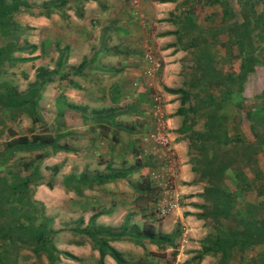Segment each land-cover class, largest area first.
<instances>
[{
    "label": "rangeland",
    "instance_id": "obj_1",
    "mask_svg": "<svg viewBox=\"0 0 264 264\" xmlns=\"http://www.w3.org/2000/svg\"><path fill=\"white\" fill-rule=\"evenodd\" d=\"M31 1L33 5L31 9L21 8L11 14L15 28L13 29L14 31L10 32L9 39L11 41L15 40V44L23 48L10 53L14 57L13 60H5L0 64V79L8 81L19 91H26L36 86L39 91L37 108L45 124L39 122L32 124L26 114L20 113L16 116H10L3 108H0V149L3 141L7 138V128L17 134L27 135H30V131L38 133L44 131L47 127L49 130H52V127L56 125L65 131V135L58 140V143L69 145L72 147L71 150H58L37 158L36 162L40 178L30 185V195L43 218L47 219L48 227L52 230V244L56 249L57 255L55 264H97V250L92 247L89 239L78 231V229L85 225L84 218H86L88 213L90 211L99 213L102 210L107 211L111 209L118 202V192L127 190L128 193H131L130 198L132 202H137L135 204V211L137 212L133 214L132 212L126 213L127 215L132 214L128 218L134 224L136 223L134 229L129 227L131 231L133 230V234L136 229L142 231L144 228H147L143 225L150 226L153 231H159L163 219L171 214L172 206L175 204L174 198L176 199V194L173 192V188H175L176 183L175 176L171 171L172 169H176V167H173L171 164L167 170H161L158 165H149V171L144 172L145 175L148 174L151 177L150 179L156 189L154 201H143V199L137 201L133 199L135 194L132 184L144 176V173H141L138 168L134 172H131L132 175H127L125 178H116L113 181L104 182L99 186L84 188L79 195L60 185L61 176L67 173L79 174L84 169L90 172L104 171L106 167L104 165L111 158L112 168L121 169L126 167V164L124 165L116 157V151L121 150V148H115V153L112 155V152L108 151L106 147V140L96 135L97 132L93 129L96 119L93 118L91 121V118L96 113L95 111L106 108L109 105V92L115 80H120V78L126 76L121 82L123 85H120L122 87L121 93L126 96L123 95L124 99L120 101L121 103H129L132 101V98L128 97V95L135 93L136 81H142L143 77H139L138 75L128 77V70L131 72V69H126V64L123 65L125 68L121 69L122 71L115 72L118 69V63L116 62L118 55L114 57L101 55L103 62L101 59L100 62L112 67L114 72L112 70L111 72L91 70L84 73V69L79 74L70 75L65 79H59L58 73H51V81H46L41 87H38L36 85L39 79L37 77L38 69L43 68L47 71L56 69L59 50L62 49L66 53L64 65L77 66L79 63L84 64L91 48L96 46L97 38L100 36L102 30H104L102 27L108 25L105 27V30H108L109 27L112 29V23H114L112 19L116 18L114 21H119L121 17L120 13L114 11V7L118 5L117 0H96L98 5L95 4L94 0H76L71 1V3L68 1L66 5L60 6V10L64 13L63 17L59 12H51L48 16L40 15L37 13L40 9L34 5H38L46 0ZM235 1L234 3L239 9L240 5L237 2L242 3L241 12L233 16V21L222 25L220 28L221 32L228 34L226 38L227 42L224 45H229L231 48L230 51L224 53V58H226V61H230L231 64L227 65V67L216 68L218 74L214 73V69L211 67L212 64H209L212 63V58H209L211 56H208L209 50H204L203 56L205 57L201 58L203 62L199 63L200 69L197 72L200 73L199 75L203 77V81L206 84H203L204 90L209 88L208 93L211 98L209 103L205 101L204 104L200 105L203 116H196L195 123L200 126L202 131L205 130L202 124L208 120L207 115L210 111L222 116L224 114L227 116L235 111L239 113V116L233 115L228 124H226L228 132L226 134L228 137L226 142L219 144V133L217 131L215 133L213 131L208 133L206 130L202 136L203 141H198V143L194 144L190 152L193 165L198 170L207 172V175H198L199 181L203 182L204 189L207 184L206 177L214 182L216 178L213 175H222L218 171H211L212 167L220 160L225 161L227 164L225 175H230L229 171L233 173V170L236 173H240L239 175H244V173L250 175V177L252 175V178L253 175H258L257 179L251 180V188L248 187V190L245 191L247 199L243 203L242 199L240 201L237 199L233 201L232 206L234 209L240 211L244 208L250 209L248 214L250 217L254 216L256 221L264 222V205L259 204V200L264 199V192H262L264 188V36H262L264 35V30L262 35H258V32L253 29V22L246 20L247 13L242 9L243 7L246 8L247 1ZM133 5L132 9H136V3H133ZM97 8L104 9L100 13V10ZM260 18L264 22V8L260 12ZM239 19L241 21L244 19V22L239 24L237 22ZM238 30L239 34H237ZM110 32L113 34L114 30ZM236 38L241 39L243 44L241 61H239V74L235 77V82L233 83L235 87H240L243 91L241 113L237 109H232V103L229 100V97L233 100L234 90L237 91V88L233 90L227 89L225 86L226 76L228 74L230 76L233 75L230 73L233 70L232 62L238 55L235 44L231 41V39L236 40ZM4 39L7 38H0V45L3 44ZM112 39L115 41L114 36L104 40L105 44L109 43ZM127 42L133 45L135 40L130 38V41ZM139 44H142V41ZM32 45H35L33 49H31ZM144 49L141 46L140 52L137 53H141V56L143 55V61L148 62V56L155 59L152 51L145 52ZM131 56L122 57V59L124 58L122 63L136 60V64L138 65L134 69L135 73L138 74V68L140 69L143 63L140 62V58L135 59L133 55ZM148 68L150 69V66ZM160 68L153 73H157ZM257 68L258 71H256ZM146 71L147 69H145V73ZM254 75L258 76L256 85L250 82L254 79L249 78ZM205 76L210 77L208 78L209 81H206ZM182 77L185 83L187 78L185 75H182ZM69 78L77 86L71 85L68 81ZM214 78L218 80L216 84H209L208 86V83L216 81ZM133 81H135V86L132 85ZM154 95L159 97L160 110L157 114H154V101H152V96ZM150 101V107L148 105L147 108H144L147 112L146 117H143L146 123L144 127L148 128L150 126L149 112H151L152 123L149 127L150 129L131 136L136 141V151L135 155H126L125 153L124 156H127L128 163L132 162L135 164V162H139L140 164L147 159L145 156L143 157L139 154V145L141 144L139 140H141L142 135L148 130L156 128L157 119L161 120L164 131L168 134V128L162 111V98L158 93L151 92ZM66 102L80 105L83 109L70 108L66 106ZM243 112H246V115H243ZM116 119L120 124H129L133 121V115L129 113L121 114ZM118 138L120 145L123 146L124 141H126L125 134L120 132ZM89 143L90 145H88ZM169 145L172 148L171 144ZM122 149L125 151L124 148ZM37 153L39 152L15 153L12 158L13 161H16L15 164H13L14 162L12 163L13 168L20 175L28 173L29 168L23 169L20 162L34 159ZM53 167H57V172H52ZM151 173H160L161 175L154 176ZM0 175H4L1 166ZM48 181L53 182L51 187L46 186V182ZM226 182L225 184L232 189L233 186L228 181ZM168 190L170 191V196H168ZM254 190L258 191V195L253 194ZM87 197L89 204L85 201ZM205 198L210 199V197L203 194L201 203L204 206L208 204ZM249 200H253V202L258 201V205H255L257 207L254 208L253 204H248L249 202L247 201ZM254 209H256L255 213ZM243 213V211L239 213L241 214L240 217L243 216ZM204 215L205 222L203 226L207 227L208 222L210 223L211 221L209 220L211 217L207 214V211L204 212ZM120 218H122L120 212L114 210L105 221L113 225L114 229H118L116 226L121 221ZM233 219L230 215L224 217L222 219V226L226 229L230 228ZM105 221L103 222L105 223ZM133 237L134 239L123 237L116 244L122 258L126 261L125 264H143L147 257L152 259L154 264H172L173 252L176 246L179 245V241L171 244L165 242L163 245L158 246L144 239L142 236L134 234ZM243 239L251 241L252 236L247 237L245 232H243ZM164 248H167L168 251L164 252ZM254 248L255 246L249 248L245 253L250 254L254 252ZM12 251L13 247H10V252ZM16 251H18V259L14 264H48L44 254L36 255L27 246L20 245ZM64 253H70L76 258H70ZM103 264L117 263L110 258L107 260L106 255H104ZM258 264H264V238L262 242L258 241Z\"/></svg>",
    "mask_w": 264,
    "mask_h": 264
},
{
    "label": "crops",
    "instance_id": "obj_2",
    "mask_svg": "<svg viewBox=\"0 0 264 264\" xmlns=\"http://www.w3.org/2000/svg\"><path fill=\"white\" fill-rule=\"evenodd\" d=\"M117 1L118 5L114 7V11L120 13L121 20L114 21L116 18H113L112 21L114 23H112V29L109 27L108 30H105V27L108 25L102 27L104 30H102L100 36L97 38L96 46L91 48L89 55L86 57L82 71L85 69L84 73L91 70L104 72H111L112 70V72H114L112 67L102 63L101 55H110L112 57L118 55V58H116L118 69L115 72L122 71L121 69L125 68L123 65L126 64V69H131V72L128 70V77L137 75L143 77L142 81H136L135 93L128 95V97L132 98V101L129 103H121L120 101L126 96L121 93V86L123 85L121 82L126 76L120 78V80H115V83L111 85V91L109 92L110 103L108 106L117 105V109L120 110V114L118 115L127 113L132 114L133 121L129 124L119 123L116 130L113 126H109V130L105 133L106 136L99 134L98 126H95L94 128L97 132L96 135L106 140V146L109 137L112 135V130L116 131L115 135L117 140L114 148H121V150L116 151V157L119 158L120 162L124 163V165L126 164V167L131 169L130 173L127 175H132L131 172H134L137 168L138 170L140 169L141 173L149 171V165L143 164L141 166H136L132 162L128 163L127 156L124 155L125 153L126 155H135L134 148L136 147V141L133 140V137L131 136L150 129L149 127L152 123L151 112H149L150 126L148 128L144 127L146 126V123L144 122L143 117H146L147 113L144 108H147L148 105L150 107L151 92L158 93L163 100L162 111L164 113L170 144L174 150L176 162V169L174 171L176 184L175 188H173V192L176 194V199L174 198L175 204L172 206L171 214L163 219L159 231H153L152 228L147 225L143 226H146L159 235H171V243L179 241V245L176 246L175 251L173 252L172 264H258V236L256 235H254L255 237H252V240L248 243L250 244L248 246L249 248L255 246L254 252L250 254H247V252L245 253L249 248L237 249L238 245L226 249L227 252L224 255L219 252H212L211 250L203 251V249L208 246L206 237H209L213 241L218 238V232H216L215 229L219 226L218 223L221 225L223 231L228 229L222 226V217H216V220L209 219L211 221L210 223L208 222L207 227L203 226L205 222L204 212L208 209V205L204 206L201 203L204 192L203 182L199 181V170L193 165L190 152L191 147L195 144L194 142H191L192 137H194L192 133L195 131H202L200 126L195 123L197 119L196 116H203V114H201L200 105L204 104L205 101L209 103L211 98L208 93L209 88L204 90L203 84L205 83L203 77L197 72L200 69L199 63L203 62L201 58L205 57L203 56L204 50L208 49V56H211L209 57L210 59L212 58V63L209 64H212L211 67L214 69V73L218 74L216 68L227 67V65L229 66L231 64L230 61H226V58H224V53L230 51L231 48L229 45H224L227 42L226 38L228 37V34L221 32L220 28L222 25L233 21V16L236 13L241 12L243 6L242 3L237 2L240 5L239 9L234 3L236 2L235 0ZM94 2L98 5L96 0H94ZM133 3H136V9H132V6H134ZM103 9L104 8H99L98 10L102 13ZM242 10L245 12L246 8L243 7ZM237 22L241 24L244 22V19H242V21L239 19ZM253 29L255 28L253 27ZM110 31H112L113 34ZM256 32L258 31L256 30ZM237 34H239V30L237 31ZM112 36H114L115 41L112 39L109 43L105 44L104 40H107L110 37L112 38ZM130 38L135 40L133 45H130L127 42L130 41ZM238 39L239 38H236L237 41L231 39L232 43L235 44L238 55L232 62L233 70L230 73L233 75L230 76L228 74L225 83L227 89L233 90L237 88L233 83L235 82V77L239 74V61H241L243 49L242 40ZM141 41L142 44H139ZM141 46L142 49L143 47L145 48V52L152 51L154 58L157 57L156 59L160 61L161 68L158 72L156 71L157 73H152L150 75L145 73V69H149L150 61H143V55L141 56V53H139L140 55L137 54L140 52L139 49ZM131 55H133L135 59L140 58V62L143 63L141 64V68H138V74L135 73L134 69V67L136 68L138 65L136 64V60L122 63V61H124V58L122 59V57H132ZM100 59L102 62H100ZM256 71H258V68ZM182 75H185L187 78L185 83ZM205 77L206 81H209L208 78L210 77ZM257 77L258 76L256 75L249 77L250 79H254L253 81H250L253 85H256ZM215 80V82L208 83V86L209 84L215 85L218 81L217 78ZM134 82L135 81L132 83L133 86H135ZM168 89H178V91ZM240 89L241 88L238 87L237 91L234 90L233 100H231V97H229V100L232 103V108L237 109V111L241 113V108L243 107V91L242 89L240 91ZM124 91H126V89H124ZM183 92H186V96L188 95L189 97L187 96L188 98H185L182 94ZM112 97H117L118 101L113 102L111 100ZM208 115L211 116L212 112ZM235 115L239 116V113L236 112ZM243 115H246V112H243ZM188 124L191 125V130L190 127L188 128ZM120 132L125 134L126 138L123 146L120 145L118 138ZM88 145H90V143ZM131 147L132 149H130ZM122 148H124L125 151ZM110 152H112V155L115 153L114 150ZM104 166H106V164ZM84 170L86 173L88 172V175L94 172L87 171L86 169ZM105 170L106 167L104 171ZM242 172L244 173V171ZM143 175H145V173ZM244 175L250 181L258 178V175H253V178L252 175L251 177L245 173ZM253 194L258 195V191L254 190ZM130 196L131 193H128L127 190L120 191V193L118 192V202L113 205L114 208L111 207V209L107 211L102 210V212L99 213L90 211L86 218H84V224H86L90 215L96 213L94 218L96 224L104 227H112L111 229H114V226L110 223H106L105 220L111 216L114 210L117 212L119 211L122 218H120L121 221L118 222L116 227H124L125 232L119 238L108 241V244L116 250H118V247L116 246L117 242L123 237H131L134 239L133 230L131 231V228L134 229L136 223L134 224V222L130 221L128 217L137 211H135L136 206L132 202ZM85 201L89 204L88 197ZM247 202H249L248 204L250 205L252 203L251 200ZM253 206L254 208L257 207L255 205ZM241 210L244 213L250 212V209L247 208ZM255 210L256 209H254V213ZM127 212H132V214L127 215ZM249 218L250 222H254V227L258 225V221L254 219V216H249ZM103 221H105V223ZM246 221L247 217H240L236 226V221L233 219L230 227L231 230L240 233V230H243ZM212 233L215 235H211ZM229 238L233 239L232 236H229ZM164 243L165 242H160L156 245L161 246ZM166 251H168V249L164 248V252ZM106 257L107 260H109V258L111 259L108 255H106ZM145 259L146 260L143 264H154L152 259L148 257Z\"/></svg>",
    "mask_w": 264,
    "mask_h": 264
},
{
    "label": "trees",
    "instance_id": "obj_3",
    "mask_svg": "<svg viewBox=\"0 0 264 264\" xmlns=\"http://www.w3.org/2000/svg\"><path fill=\"white\" fill-rule=\"evenodd\" d=\"M68 1L71 3V1L76 0H46L34 6L40 9V11L37 12L40 15L48 16L51 12H59L63 17L64 13L60 10V6L62 7L66 5ZM246 1L247 5L245 11L247 13V20L250 22L252 21L253 27L258 31V35H262L264 22H262V19L260 18V12L263 11L264 0ZM31 7H33L31 0H0V38H7L4 39L2 42L3 44L0 45V64L5 60H13L14 57L11 56L10 53L23 48L22 46L16 45L15 40L11 41L9 39L10 32L14 31L13 29L15 28L11 19V14L21 8L29 10ZM34 47L35 45H32L31 49ZM65 54V51L62 49L58 51L56 69H53L52 71H47L43 68L38 69L37 77H39V79L36 82L38 87H41L46 81H51V73H58L59 79H65L70 75L79 74V72H81L83 63H79L77 66L64 65ZM68 81L71 85L77 86L71 78H69ZM168 90L178 91V89ZM182 94L185 98L189 97L188 95V97L186 96V92H183ZM38 97L39 91L36 86L31 87L26 91H19L8 81L0 79V108H3L10 116L24 113L29 117L32 124L37 122L45 124L41 118L39 109L37 108ZM111 100L113 102L118 101L117 97H112ZM65 104L70 108L83 109L82 106L74 103L66 102ZM117 107V105L108 106L95 111L96 113L91 118V121L93 118L96 119L93 129L95 126H98L100 135L106 136L105 133L109 130V126H113L115 130L118 127L119 123L116 120V116L120 114V110H118ZM232 109H230V111H232ZM211 112L213 111H210V113ZM235 114L236 112L233 111L227 116L224 114V117L214 112L211 116L208 115V120L203 123L205 130L197 132L192 131L194 137H192L191 142L196 144L198 141H203L202 136L206 130L208 133H211L212 131L213 133L216 131L219 133V144L226 142L228 139L226 135L228 133L226 130V124H228V121H230L231 117ZM248 115L250 116V114ZM225 118L227 120L226 122ZM185 125L187 126L186 123ZM190 126L191 125L188 124V128ZM111 133L112 135L109 137L106 146L108 151L115 150L114 146L117 140L115 135L116 131L112 130ZM64 135L65 131L59 128L58 125L53 126L52 130H49L47 127V129L38 133L30 131V135L17 134L11 129H6L7 138L3 141L0 149V166L1 170L4 171V175H0V264H14L18 259V251L16 250L20 245L27 246L30 251L36 255L44 254L48 264H55V261L57 260L56 249L52 244V230L48 227L47 219L43 218L37 205H35L34 201L31 199L30 185L40 178L38 164L36 162L37 158L58 150H71L72 147L69 145L58 143V140ZM130 149H132V147ZM135 149L136 147L134 150ZM31 151H37L39 153H37L34 159H27L20 162L23 169L29 168L28 173L20 175L12 166L13 162V164L16 163L12 158L15 153ZM146 157L147 159L144 162L140 164L139 162H135V165L140 166L147 164L154 166L155 163L149 159L151 157ZM111 159L106 162L105 171H94L88 175V172L86 173L85 170H83V172H80L79 174L67 173L62 175L60 185L67 190H71L76 195H79L84 188H92L99 186L104 182L113 181L116 178L127 177V174L130 173L131 169L129 167H124L119 170L114 169L111 167ZM226 167L227 164L225 161H218L214 167H212L211 171H218L222 175H213L216 178L214 182L211 179H208V177L205 178L207 184L203 194L210 197V199L205 198L208 202V209H206V211L213 220H216V217L224 218L230 215L234 218L237 225L241 215L239 213L242 210L234 209L232 204L233 201H236L237 199L238 201L242 199V203L247 199L245 191L248 190V187L251 188V181L245 175H239L240 173H236L234 170L233 173L232 171H229L230 175H225ZM52 172H57V167H53ZM199 175H207V172L199 170ZM150 178L151 177L146 174L132 184L133 192L135 194L133 198L134 200L139 201L143 199V201H154L156 189ZM226 181L233 186L232 189L225 184ZM52 183V181H48L46 182V186L51 187ZM262 192H264V188L262 189ZM251 202L253 205H258V201L253 202V200H251ZM135 204H137V202H134V205ZM259 204L264 205V199L259 200ZM248 214V212L242 214L243 218L247 217L248 222L246 221V224H244L243 227L244 231L240 230V233L238 231L234 232L230 228L223 231L221 225L218 223L219 226L215 228L216 232H218V238L213 241L209 237H206L208 246H206L203 251L211 250L212 252H219L224 255L227 252L226 249L232 248L236 245H238L237 249L248 248L250 245L248 244L249 240L243 239V232H245L247 237H255L254 235L258 236V241L262 242L264 238H262V235L264 236V222L258 221V225L254 227V222H250ZM95 216L96 213H92L88 218V222L78 229V231L84 234L89 239L92 247L97 250V264H103L104 255L111 257V259L117 264H125L126 261L122 258L120 251L108 244L109 240H114L123 235L125 228L119 227L117 230H114L110 227L96 225L94 222ZM134 234H136V236H142L144 239L151 241L154 244H159L160 242L171 243L172 241L171 235H159L149 228H144L142 231L136 229ZM211 235L215 234L212 233ZM229 236H232L233 239L229 238ZM10 247H13L12 252H10ZM64 254L70 258H76L70 253Z\"/></svg>",
    "mask_w": 264,
    "mask_h": 264
},
{
    "label": "built area",
    "instance_id": "obj_4",
    "mask_svg": "<svg viewBox=\"0 0 264 264\" xmlns=\"http://www.w3.org/2000/svg\"><path fill=\"white\" fill-rule=\"evenodd\" d=\"M148 61H150V69H147L146 74L150 75L155 70L160 68V61L158 59H153L148 56ZM152 101H154V114L159 113V97L157 95L152 96ZM158 123L156 128L148 130L144 135H142L139 145V154L141 156H149L151 161L155 165L160 166V169L167 170L171 164L175 167V155L174 150L170 147L169 135L164 131L163 124L161 120L157 119ZM147 158V157H146ZM175 169H172V174H174ZM151 175H161L160 173H151ZM168 196H170V191L168 190ZM169 202V201H168Z\"/></svg>",
    "mask_w": 264,
    "mask_h": 264
}]
</instances>
